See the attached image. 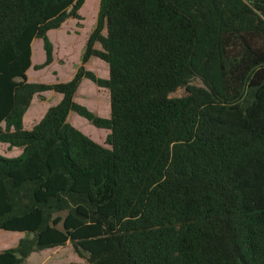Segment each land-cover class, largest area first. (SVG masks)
I'll return each instance as SVG.
<instances>
[{"label":"trees","instance_id":"obj_1","mask_svg":"<svg viewBox=\"0 0 264 264\" xmlns=\"http://www.w3.org/2000/svg\"><path fill=\"white\" fill-rule=\"evenodd\" d=\"M84 2L0 0V143L21 149L0 157V230L26 235L0 264L67 242L83 264H264V0H100L72 78L27 82L32 41L34 70L49 66L47 33ZM86 79L107 90L108 118L74 101ZM47 91L60 102L25 130Z\"/></svg>","mask_w":264,"mask_h":264},{"label":"rangeland","instance_id":"obj_2","mask_svg":"<svg viewBox=\"0 0 264 264\" xmlns=\"http://www.w3.org/2000/svg\"><path fill=\"white\" fill-rule=\"evenodd\" d=\"M99 1L100 0H85L83 6L79 10L81 20L70 18L66 20L59 29L50 30V32L47 33V36L53 46V62L49 67H45L46 69L44 68L43 71L40 72L42 83H65L72 78L76 69L80 65V56L88 35L93 30L98 12ZM96 48H99V46L96 45ZM32 50L33 62L35 64L42 63L45 59V54L41 40L35 39L33 41ZM86 66L87 67L85 68L92 71L97 77L102 79H106L108 77L107 65L99 59H90L89 65ZM190 85L202 86V83L195 79L191 81ZM78 91L76 97L74 98L77 104L85 107L87 110L100 118L109 117V96L106 89L98 88L95 84L86 79L81 82ZM58 95L59 94L57 93L52 95L48 94L47 98H39L34 102V106L31 108L30 113L38 111L39 114L34 119L35 123L33 124H37V118L42 111H44V109L56 104ZM185 95H187L186 89L180 88L172 93L171 97H183ZM37 107L38 109H36ZM30 117H32V115H27V124L31 121L29 120ZM68 122L94 142L108 147L105 143L106 137L109 133L108 130L94 127L87 120L78 116L74 112L69 113ZM33 124L31 123L30 126H33ZM3 151L4 147H2V143H0V157H18L21 154H17L19 153L18 150H13L11 153H7V155H5ZM0 233L11 241V244H6V246L0 249V252L15 248L18 241L26 236L23 233L7 232L2 230H0ZM85 262L86 257H79L74 252L70 242H67L61 247L31 253L25 260L24 264H83Z\"/></svg>","mask_w":264,"mask_h":264},{"label":"crops","instance_id":"obj_3","mask_svg":"<svg viewBox=\"0 0 264 264\" xmlns=\"http://www.w3.org/2000/svg\"><path fill=\"white\" fill-rule=\"evenodd\" d=\"M50 32V31H49ZM34 41V40H33ZM33 41H32V43H31V67L26 71V77H27V82H29V83H42V78H41V73L40 72H42L43 71V69H40V70H34V66L35 65H40V64H42V63H39V64H35L34 62H33V59H32V54H33V50H32V46H33ZM92 59V58H91ZM52 64V63H51ZM50 64V65H51ZM49 65V66H50ZM86 65H89V62L86 64ZM85 65V67H87ZM49 66H47V67H49ZM46 69V68H45ZM74 75V74H73ZM79 92V91H78ZM77 92V93H78ZM76 93V94H77ZM48 94H55V92H52V91H47V92H44V93H41L40 95H34L33 96V98H32V101H31V103H30V106H29V108L27 109V111L25 112V114H24V116H23V124H25V125H23V128L25 129V130H31L32 128H33V126H35L36 124H33V123H35V121H34V119L36 118V116L39 114L38 113V111L37 112H35V113H37V114H35V113H30V111H31V108L34 106V102L35 101H37L38 99H39V96L40 97H44V98H47L48 97ZM56 96V95H55ZM75 97H76V95H75ZM61 98H62V96L59 94L58 95V97H57V102H56V104H58L59 102H60V100H61ZM41 99V98H40ZM75 101V100H74ZM55 104V105H56ZM36 109H38V107L36 108ZM48 109V108H47ZM47 109H44V111H42V113L38 116V118H37V121L39 122L40 120H41V118L44 116V114H45V112L47 111ZM32 115V117H30L29 118V120H31L28 124H27V115ZM37 122V123H38ZM31 123L33 124V126H30L31 125ZM26 125H27V127H26ZM2 147H4V151H3V153L5 154V155H7V153H11L13 150H18L19 151V153H17V154H20L21 153V149L20 148H16V147H9L8 146V144H4V143H2ZM10 156V155H9ZM10 158H15V157H10Z\"/></svg>","mask_w":264,"mask_h":264}]
</instances>
